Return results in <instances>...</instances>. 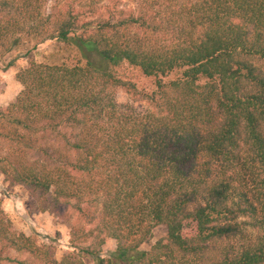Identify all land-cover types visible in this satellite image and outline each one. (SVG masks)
<instances>
[{
    "label": "trees",
    "instance_id": "16d2710c",
    "mask_svg": "<svg viewBox=\"0 0 264 264\" xmlns=\"http://www.w3.org/2000/svg\"><path fill=\"white\" fill-rule=\"evenodd\" d=\"M130 1L0 0V56L31 43L0 106L3 181L75 215L70 246L92 264H264V0ZM70 38L100 64L29 54ZM117 86L143 111L117 103ZM54 252L0 210V264H85Z\"/></svg>",
    "mask_w": 264,
    "mask_h": 264
},
{
    "label": "rangeland",
    "instance_id": "374dc122",
    "mask_svg": "<svg viewBox=\"0 0 264 264\" xmlns=\"http://www.w3.org/2000/svg\"><path fill=\"white\" fill-rule=\"evenodd\" d=\"M108 0H102L107 2ZM119 7L127 10L135 6V2L130 0H118ZM54 0H46L45 8L48 10ZM31 43H22L12 48L9 52L0 56V106L6 105L19 92L21 86L14 79L15 72L26 65L24 52L30 47ZM29 54L35 61L52 64L64 62L72 64L75 59L81 62L88 60L95 65L100 64V59L93 50L79 47L77 42L70 38L67 43L58 39L44 40L37 44L35 48L29 50ZM121 78L133 81L137 88H147L148 80L136 75L134 70L123 69L120 73ZM114 100L117 103H128L135 107L137 111H143L145 104L141 101H133L126 93L125 89L117 86L112 90ZM3 143H0V153L6 151ZM0 210L8 221L11 222L14 231L23 233L31 238L36 244H52L55 248L54 257H59L67 252L78 253L85 264H92L91 256L83 255L70 246L69 231L70 225L76 222L75 215H71L69 221L62 222L46 210L40 209L38 201L29 195L21 186L10 185L3 181L0 175ZM244 218H242L243 220ZM85 229L90 225H85ZM248 230V229H247ZM165 226L157 225L151 229L149 238L141 243L140 250H146L158 238L164 236ZM115 242L104 237L99 256L107 257L112 254ZM9 255L24 257L23 254L10 252ZM118 264H121L118 262Z\"/></svg>",
    "mask_w": 264,
    "mask_h": 264
}]
</instances>
